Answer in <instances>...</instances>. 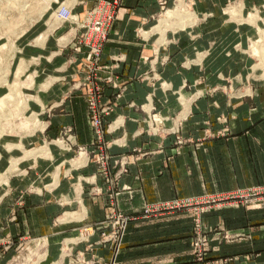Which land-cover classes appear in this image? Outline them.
I'll list each match as a JSON object with an SVG mask.
<instances>
[{"label":"crops","instance_id":"obj_1","mask_svg":"<svg viewBox=\"0 0 264 264\" xmlns=\"http://www.w3.org/2000/svg\"><path fill=\"white\" fill-rule=\"evenodd\" d=\"M103 1L85 0L78 4V12L82 14ZM159 1L123 0L102 51L99 72L110 79L104 87L103 102H111L114 108L110 115L114 127L108 134L113 136L110 171L118 168L120 153L131 156L128 171L114 187L101 172L83 90L76 87L77 82L70 84L86 73V66L81 65L82 50H71V41L82 27L68 20L48 31L46 27L31 31L26 39L29 49L23 54L26 70H32L29 73L34 80L26 89L39 93L31 104L47 97L48 113L46 130H36L26 140L45 148L13 147L0 160V170L8 174L5 181L0 180L5 189L0 194V237L46 236L52 240L47 258L53 261L62 251L57 239L78 233L86 223L92 225L91 240L73 244L72 253L63 255V260L82 250L88 257L95 254L108 262L114 251L110 244L97 240L108 222L112 189L113 202L130 218L116 264H201L190 246L196 219L203 220L210 234L222 229L223 235H228L220 244L222 252L210 255L212 262L264 264L263 194L248 203L236 198L197 210L176 207L157 215L142 213L150 202L195 199L206 194L229 197L251 187H264L263 82L255 84L253 96L229 94L231 84L227 85L226 73L220 69L221 83L226 84L223 87L212 89L215 84L210 78V83L199 82L204 72L212 75L211 80L214 72L211 63L193 61L203 57L199 49H211L218 41L215 30L224 26L225 19L216 23L208 20L195 34V27L178 30L173 38L157 46L156 41L136 34V28L150 24L160 9ZM198 1L199 10L212 11L211 18L219 16L216 0ZM215 25L218 27L210 29ZM37 34L46 35L41 47L34 46L38 44ZM186 59L192 63L187 65ZM155 68L169 87L158 81L153 85L145 75ZM203 90L207 92L196 95ZM152 91V122L160 127L156 132L149 125L145 106ZM177 92L191 98V108L185 110L188 118L179 122L184 106ZM163 114L169 117L164 119ZM116 119L122 120L119 125ZM173 123L181 124L180 130H168ZM66 127L73 129L68 131ZM12 210L15 215L10 219ZM66 211H84L85 218L61 220ZM234 234L241 236L234 239ZM218 259L221 262H216Z\"/></svg>","mask_w":264,"mask_h":264},{"label":"rangeland","instance_id":"obj_2","mask_svg":"<svg viewBox=\"0 0 264 264\" xmlns=\"http://www.w3.org/2000/svg\"><path fill=\"white\" fill-rule=\"evenodd\" d=\"M84 1L85 0H0V160H2L7 153H10L8 149H12L13 147L21 146L29 150L41 147L45 148V146L36 147V143H29V141L26 140V137H29V135L36 130H46V123L44 120L46 121L48 113L47 97L43 96L44 100L39 103L41 104L40 106L39 104H31V100L39 93L32 89H26L34 80L33 73H29L32 70H26L27 61L23 54V52L29 49V46L26 45L30 43H28L26 39L33 34L31 31L37 27H40V30L46 27V31H48L68 20L77 22V24L82 27V31L88 29L89 25V30H92L93 25L89 24V20L98 17L100 14L113 12L112 17L106 21L107 23L109 22L107 26V41L109 40L110 30L117 17V7L123 3V0H120V2L115 5L110 4L111 0H105V2L103 1L101 4H96V6H100V10H94L92 7L80 14L79 10L81 6L78 4ZM216 1L219 4V16L211 18L212 11H201L197 8V5L200 3L198 0H161L159 1L160 9L151 18L150 24L146 27L140 26L136 28L135 33L140 37L144 36L146 39H151L152 43L156 41L157 46L158 43L173 38V34H176L175 32L178 30H185L189 27L194 29L195 27L193 31V34H195L197 29H201L199 26L200 24L208 20H213L216 23L225 19L224 26L218 27L215 25L210 27V29L218 27L215 30V36H218V41H215L214 46H212L214 53L212 48L199 49V56H203V59L197 57L196 60L193 61L211 63L212 71L214 72L212 80V75L208 76L204 72L199 82L203 81L205 83H210L209 80L211 82L214 81L211 84L215 85L211 88L213 89L215 87V90L219 87H223V85L226 84L221 83L223 79L218 75V70L220 69V71L223 70L226 73L224 80L227 81V85L229 86L231 84L232 89L228 91L229 94L239 96L241 93L243 96H253L255 93V84L263 82L264 88V0ZM102 5L103 7H101ZM62 7V11L68 7V13H62L61 11L60 16V9ZM175 8L179 10V15H177V13L168 16V12ZM81 32L77 33L71 41V45L73 46L71 50L81 49L84 54L88 49V45L81 40ZM198 34L199 33H197V35ZM45 36V34H37L36 42H38V44L34 46L41 47L43 43L40 42L44 41ZM205 56L208 57L206 58ZM204 57L206 59H204ZM83 59L84 57L82 58L81 65L83 64L86 66V73L78 80H74L76 77L73 78L70 84L77 82L78 85H76V87L82 88L83 90L81 93L85 97L87 103V118L93 134L95 135L93 143L96 144L98 148V162L101 164L100 157L102 155H104L103 157H105V154L110 156V139L113 138V136L108 134L114 127L111 125L114 119L112 120L110 117L114 108L111 102H103L104 87L107 82H110V79L103 75L101 76L99 72L102 68L101 63L99 69H94L90 68L89 64L91 65V63L87 59ZM184 61L187 62V65L192 63L191 59H186ZM145 75L151 78V83L153 85L158 81L163 83L164 88L170 86L167 80L160 79V72L156 68L152 69L150 74ZM208 78L210 79L207 80ZM239 88L241 90H239ZM206 92L207 90L196 92V95L205 94ZM177 94L178 97L180 96V100L184 106V111L179 114L177 120L179 122L180 119L183 120L188 118V113L186 111L191 108L189 103L191 98L185 92H177ZM35 98L40 100L38 96ZM153 99L154 94L152 91L151 95L148 94V102L145 103V106H147L146 109L149 112V125H151L152 130L156 132L160 127L154 126L152 122L153 118L151 113L155 108ZM94 104H96V107H94ZM161 117L166 119L169 115L163 114ZM96 119H100L98 126H96V123L94 125ZM115 121V124H118L122 120L116 119ZM180 127H182L181 124L173 123L168 126L167 129L173 131L176 128L180 130ZM72 129L73 128L70 127L66 130L69 131ZM22 141H24V143H22ZM64 142L62 143L63 146L71 148L70 145ZM81 153L85 155V152ZM123 156H127L130 162V155L128 156L127 153H120L119 158ZM100 166L103 176L108 180L117 177L115 174L120 168V164L117 165L118 168H116L115 171H110L108 164H106V166ZM122 173L124 174L125 172L123 171ZM123 174H121V176ZM7 176V173L0 170V180L5 181ZM114 185H117V183H111L112 187H114ZM3 187V185H0V194L2 189L3 191L5 190ZM101 191L102 187L100 186L99 193ZM109 192L111 193L112 189H110ZM236 198L242 197H225L224 194H206L195 199L175 198L158 202L165 204L162 206L155 205L157 202L147 203L142 213L144 216H150L152 214L157 215L164 210L176 207H187L197 210L200 208L203 209L207 205L210 207V205ZM253 200L254 199L248 201L254 202ZM248 201L245 200L244 202L248 203ZM108 203V215L118 210L123 211L117 203ZM147 206H149V210H146L145 207ZM13 210L8 216L10 219L15 215ZM84 214V211H66L65 215L61 217V220H83L85 218ZM197 220L198 219L195 220V227L190 239L191 250L195 258L201 264H216L212 262L210 255L213 253H218L219 255V253L222 252V250H220V244H222L223 238H228V235H223L222 229H217L219 232L216 234H210L211 229L205 225L203 220ZM110 224V222L107 223L104 229L105 227L108 229ZM91 226L92 225L84 223L78 229V233L58 238L57 240L60 242L59 245L62 251L59 258L53 261H51L49 257L47 258L49 253L47 247L52 240L46 236H39V238L30 235H19L7 238L0 237V264H71L72 258L64 261L63 255L72 253L71 249L73 244L91 240L93 234ZM85 227H88L89 230L87 231L90 232L86 233L85 230L81 231V229ZM126 231L127 227L119 229L118 231L119 234H121L122 241ZM240 236V234H234V239L240 238ZM104 242L107 243V245L110 244V247L114 251L113 256L108 262H102L95 254L88 257L84 253V257L91 260L95 259V264H116L121 248L120 245L112 239ZM73 257L75 256L73 255ZM216 262H221V259H218ZM73 264L79 263L74 261Z\"/></svg>","mask_w":264,"mask_h":264},{"label":"built area","instance_id":"obj_3","mask_svg":"<svg viewBox=\"0 0 264 264\" xmlns=\"http://www.w3.org/2000/svg\"><path fill=\"white\" fill-rule=\"evenodd\" d=\"M118 2H120V0H112L110 3L115 5ZM103 5L101 7H103ZM92 9L100 10V6L97 5L93 7ZM62 13H68L67 8L64 11H62ZM112 15H113V12L111 13L107 12V13L100 14L98 17L92 18L91 20H89L90 21L89 24L93 25L92 30H89L90 29V25H89L88 29L83 30L81 32V40L88 45L87 46L88 49L84 53V59H87L91 63V65L89 64L90 68L99 69L100 67L102 51L104 49L105 42L108 39L107 26L109 22L107 23L106 21L109 20L112 17ZM94 107H96V104H94ZM99 122H100V119H96L94 122V125L96 123V126H98ZM103 156L104 155L100 157L101 165L106 166V164H108L107 161H108L109 155L105 154V157ZM117 161L120 164V168L117 170L115 174V176L117 175V177L110 178V180L105 178L107 182L110 184L117 183L118 178L121 176V174H123L122 172L128 171L129 158L127 156H123L119 158ZM111 193L112 194L110 196L111 197L110 202H113L115 199V194H114L115 192L112 191ZM262 194L264 195V187H251L244 191L236 192L232 194V196L242 197L244 200L248 201V200L254 199L255 197L261 196ZM227 196H230V195H227ZM155 205L162 206L165 204H161L157 202L155 203ZM145 208L146 210H149V206ZM129 219H130L129 216L121 210L115 211L112 214H110L108 216L107 223L110 222L111 224L109 225L108 229H103L101 231L100 238H98L97 241L104 242L106 240L112 239L113 241H116L118 245H120L122 243V240H121V234H119L118 231L119 229H124L125 227H127ZM107 223L104 224L103 227L106 226ZM84 230L86 231V233L90 232V231H87L89 230L88 227L81 229V231H84ZM74 256L75 257H72L71 259V264H73L74 261L78 262L79 264H95V261H96L95 259L93 260L86 259L84 257V251L82 250H78Z\"/></svg>","mask_w":264,"mask_h":264},{"label":"bare ground","instance_id":"obj_4","mask_svg":"<svg viewBox=\"0 0 264 264\" xmlns=\"http://www.w3.org/2000/svg\"><path fill=\"white\" fill-rule=\"evenodd\" d=\"M66 8H68V7H66ZM65 8V9H66ZM63 10V7L60 9V16H61V11ZM179 12V10L177 9V8H175L174 10H171L170 12H168L169 14H168V16H170V15H173V14H177ZM177 15H179V13L177 14ZM167 16V17H168ZM262 56V55H261Z\"/></svg>","mask_w":264,"mask_h":264}]
</instances>
